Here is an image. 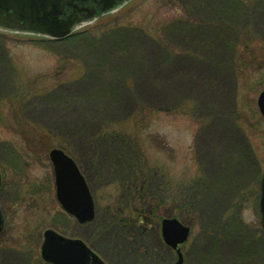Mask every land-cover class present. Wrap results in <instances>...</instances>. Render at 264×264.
<instances>
[{"label":"rangeland","instance_id":"obj_1","mask_svg":"<svg viewBox=\"0 0 264 264\" xmlns=\"http://www.w3.org/2000/svg\"><path fill=\"white\" fill-rule=\"evenodd\" d=\"M185 1L129 0L64 40L0 32V166L16 180L3 194L0 264H45L47 229L107 264H264V0ZM58 147L88 179L91 225L56 199L48 154ZM134 165L153 181L142 203ZM136 205L143 235H118L121 212ZM174 216L191 227L180 252L158 236Z\"/></svg>","mask_w":264,"mask_h":264},{"label":"water","instance_id":"obj_2","mask_svg":"<svg viewBox=\"0 0 264 264\" xmlns=\"http://www.w3.org/2000/svg\"><path fill=\"white\" fill-rule=\"evenodd\" d=\"M119 1L125 0H0V28L64 38L76 26L77 12L85 11L86 20H91L97 13L95 7L81 5L93 3L102 11H109ZM67 9H73L74 13L65 16ZM258 105L264 115V91L259 96ZM50 158L55 170L57 198L63 209L81 224L93 221L96 213L94 198L76 162L58 148L50 152ZM260 208L264 227V177ZM3 223L0 212V233ZM189 234L190 228L178 219H164L162 222L163 239L174 249L186 242ZM42 257L49 264H107L83 240L68 238L53 229L44 233Z\"/></svg>","mask_w":264,"mask_h":264},{"label":"trees","instance_id":"obj_3","mask_svg":"<svg viewBox=\"0 0 264 264\" xmlns=\"http://www.w3.org/2000/svg\"><path fill=\"white\" fill-rule=\"evenodd\" d=\"M177 1L179 3H184L185 0H177ZM214 1H212V0H194V3H198V4H201V5H204L205 7H208ZM221 1H222V3H225L226 5L227 4L231 5V3H232L233 0H221ZM185 2H187V0ZM241 2L244 3L243 0H241ZM259 3L260 2L254 3L253 4L254 6L251 9H253L255 6H257ZM209 10L210 9H205L204 11H200V12L202 13V15L205 16L208 13ZM191 12L194 13L195 11H191ZM249 12H247L246 10H241V11H239V15L244 16V17L247 18L252 13V12H250V14H249ZM201 13H200V15L198 14V17H200V18H201ZM235 26H238V25H235ZM231 28H233V27H231ZM263 44H264V42H263ZM129 169L132 170L131 173H128L129 179H133V182L136 181V182L139 183L137 185V191H138V197H139V199L141 200V203H142V200L145 197L144 196V192H151L152 190H154L152 188V186H151V182H153V181H152V179H149L148 180L149 176L147 177V175L141 171L142 169L139 171L135 167V165L134 166H130ZM118 176L120 177L121 175L118 174ZM129 179L128 180L126 179L125 181L124 180L122 181L124 193H125L124 186H126L127 187V190H128V192H126L125 194L124 193L122 194V198L124 199V203H126V204L130 201V194L132 195V191H131L132 184L130 183V180ZM154 182H155L154 185H156L157 184V181H154ZM137 191L135 190V192H137ZM132 205H134V203ZM137 207H138V205H136V208L134 209L135 214L134 213H131V212H130L131 214L130 213L127 214V212H123L124 210L121 212V217L118 219V224H117V226H118L117 229L120 230V232H119L118 235L127 233L126 229L128 228V226L130 227V229L133 232L132 235H134V233H136L137 235H143V232L145 230L144 220L147 219V217H146L147 215H146V213H145V211L143 209L138 210ZM142 208H144L143 205H142ZM157 208L158 207H154L152 209V213L155 212L157 210ZM140 233H142V234H140ZM158 236L160 237L159 234H158ZM161 242H162V240H161ZM162 245H164L163 242H162ZM164 247H166V246L164 245Z\"/></svg>","mask_w":264,"mask_h":264},{"label":"flooded vegetation","instance_id":"obj_4","mask_svg":"<svg viewBox=\"0 0 264 264\" xmlns=\"http://www.w3.org/2000/svg\"><path fill=\"white\" fill-rule=\"evenodd\" d=\"M77 16H78V20H80V19H82L84 17V14H77ZM243 71L245 72V71H248V70H239V72H243ZM263 120H264V118H263ZM263 126H264V124H263ZM262 134L263 133H261L260 135H262ZM255 158H257L256 161H255V163L259 166L258 170L261 171L260 177L258 178V180H256V182L261 187L262 178H263V175H264V164H263L264 158H263L262 154H261V158H259L257 156V154H255ZM80 168L82 169V166L81 165H80ZM82 172H83V170H82ZM9 174H10V167L9 166H7V165L0 166V206H1V209H2L1 211H2L3 217H4V228H3V232H4V230H5L6 226H7L6 215H5L4 210H3V194L5 192V188H6L7 182L9 180H11V177H9ZM11 182L14 183V182H16V180L15 179L14 180H11ZM54 185H55V183H54Z\"/></svg>","mask_w":264,"mask_h":264}]
</instances>
